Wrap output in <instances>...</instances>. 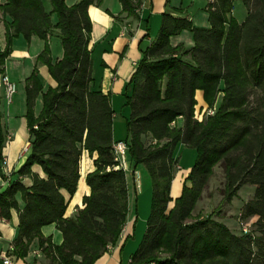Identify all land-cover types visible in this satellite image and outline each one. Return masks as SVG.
Masks as SVG:
<instances>
[{
  "label": "trees",
  "instance_id": "16d2710c",
  "mask_svg": "<svg viewBox=\"0 0 264 264\" xmlns=\"http://www.w3.org/2000/svg\"><path fill=\"white\" fill-rule=\"evenodd\" d=\"M45 1L0 0L6 40L0 50V77L15 38L29 42L37 37L45 43L25 80L30 153L17 175L30 178L32 185L16 180L1 191L0 219L10 221L12 210L19 213L11 251L17 259L27 258L35 246L45 264H95L118 244L129 214L126 172L117 169L113 151L112 98L93 89L89 9L104 0H81L73 6L48 0L51 12ZM119 1L123 13L139 19L143 0ZM236 1L212 0L207 6L209 28L163 14L157 38L143 50L128 84L127 157L135 167L144 166L152 184L147 229L130 264H264V0H240L247 10L242 23L233 16ZM184 30L193 33L194 46L172 47L170 38ZM54 34L63 48L56 61L50 49ZM37 64L48 68L55 88L43 91ZM198 90L213 111L201 120L196 115ZM39 95L43 107L36 116ZM1 102L0 89V177L6 180ZM179 144L195 150L197 157L181 196L173 200ZM84 151L98 155L95 170L86 176L90 194L83 198V208L66 218L69 201L64 193H76ZM34 165L41 167L44 178L33 173ZM218 165L228 203L243 187H254L239 217L243 223L255 219L247 234L193 215ZM52 224L63 235L61 245L42 234Z\"/></svg>",
  "mask_w": 264,
  "mask_h": 264
},
{
  "label": "crops",
  "instance_id": "0c3cea01",
  "mask_svg": "<svg viewBox=\"0 0 264 264\" xmlns=\"http://www.w3.org/2000/svg\"><path fill=\"white\" fill-rule=\"evenodd\" d=\"M6 0H1L5 3ZM81 0H66L68 6H73ZM212 0H143L142 8L139 12V19L128 17L123 13L122 5L119 0H104L100 7L91 6L89 15L92 21V37L90 49L93 58V89L101 90L104 94H110L112 98V107L114 110V141H125L127 139L126 120L129 119L131 111L126 105V93L130 91L128 84L134 74L137 65L143 58V50L150 47L156 40L162 23V15L168 14L179 19L190 20L195 27L209 28V14L207 6ZM47 12L52 11L51 4L45 1ZM236 4L245 9V15L242 20L235 16ZM247 15V10L240 0L234 5L233 16L239 23H242ZM10 21V18H7ZM52 21L57 23L56 15H52ZM172 47L184 45L186 48L194 46V35L190 31L184 30L178 35L170 38ZM44 41L33 37L27 41L23 36L15 38L12 42V54L6 60L5 74L17 83L18 90L12 101L8 103L4 96V90L1 89V110L3 113V129L6 136V144L3 150L4 166L3 173L6 180L0 177L2 191L5 190L10 182L20 180L30 187L32 180L28 177L21 178L17 175L19 169L24 165L29 156L30 148L24 152L30 140L27 127L26 114V95L25 80L32 74L38 55L44 50ZM6 46L5 28L3 16L0 12V50ZM51 55L54 61L63 57V48L60 39L54 34L50 38ZM96 52L97 59L94 54ZM104 64L105 66H102ZM38 78L46 91L49 87L55 88L56 81L50 76L48 68L37 64ZM97 73H96V71ZM197 110H208L204 101L203 92H196ZM43 100L39 95L36 100L35 114L38 116L42 111ZM120 116L122 121H116ZM177 125L182 126L183 120L178 119ZM189 148L179 144L175 150V157L179 159L178 169L171 185V198H179L182 194L184 180L189 175L195 162V153L188 151ZM97 153L92 156L84 151L80 163V180L78 182L76 193L70 197L64 193L69 201L65 214L66 218L73 217L79 209L83 208V198L90 194V188L86 183V176L95 170L94 160ZM186 165L183 166V162ZM128 170L126 172L128 196H129V214L127 224L123 229L118 244L111 248L108 253L102 256L95 264H130L131 257L138 250L142 238L147 229V221L151 212L152 204V184L151 179L144 166H134L127 158ZM186 167V168H185ZM33 173L41 178L45 175L40 166H32ZM176 188V194L173 190ZM251 198L254 191L250 189ZM250 198V199H251ZM19 208L24 207L21 195H17ZM239 208L241 209L246 202ZM174 202L170 204L172 207ZM252 220V222H254ZM225 224L232 232H236L234 223L228 221L221 222ZM19 213L12 210L10 221L0 219V264L3 263L5 256L12 258V264H45L46 260L39 250L33 246L28 257L17 259L11 254L13 242L18 236ZM42 234L50 237L53 244L61 245L63 242L62 233L56 228L55 224L42 228Z\"/></svg>",
  "mask_w": 264,
  "mask_h": 264
},
{
  "label": "rangeland",
  "instance_id": "374dc122",
  "mask_svg": "<svg viewBox=\"0 0 264 264\" xmlns=\"http://www.w3.org/2000/svg\"><path fill=\"white\" fill-rule=\"evenodd\" d=\"M245 9L236 4V12L235 16L239 20H242V17L245 15ZM95 59H97L96 52L94 54ZM93 59V58H92ZM96 71V70H95ZM97 73V71H96ZM209 110H197L196 115L199 119H203L207 116ZM116 121H122L120 116L117 117ZM188 151H193L195 153V158L197 157V153L195 150L190 149ZM183 166L186 165V161L182 163ZM186 168V167H185ZM178 169V168H177ZM215 174L210 179L207 187L204 189L202 197L198 202L196 209L193 213L195 218H204L207 219L211 217L212 219L218 222H232L235 224L236 232L241 234V225L240 219L238 216L239 208L243 204V202L250 200L251 192L249 190L252 189L254 191V187L245 186L238 192V197L234 198L231 203H228L223 199V189H224V174L223 169L220 165L215 167ZM176 194V188L173 190V195ZM248 227H251L252 220L245 223Z\"/></svg>",
  "mask_w": 264,
  "mask_h": 264
},
{
  "label": "built area",
  "instance_id": "2783aa9c",
  "mask_svg": "<svg viewBox=\"0 0 264 264\" xmlns=\"http://www.w3.org/2000/svg\"><path fill=\"white\" fill-rule=\"evenodd\" d=\"M0 88L4 90L5 99L10 103L17 93L18 86L17 83L12 80L7 74H3L0 77ZM213 111L209 110L208 115H212ZM198 117V116H197ZM202 119V118H201ZM200 119V120H201ZM29 150V145L25 147L24 152ZM113 151L115 156V161L117 162V169H122L127 172V155H128V144L125 141H117L113 144ZM2 191V186L0 185V193ZM241 230L243 233L247 234L250 232V228L243 222H240ZM12 258L10 256H5L3 258L2 264H12Z\"/></svg>",
  "mask_w": 264,
  "mask_h": 264
}]
</instances>
